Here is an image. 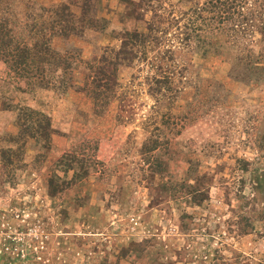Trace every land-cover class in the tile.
Segmentation results:
<instances>
[{
    "label": "rangeland",
    "instance_id": "rangeland-1",
    "mask_svg": "<svg viewBox=\"0 0 264 264\" xmlns=\"http://www.w3.org/2000/svg\"><path fill=\"white\" fill-rule=\"evenodd\" d=\"M0 264H264V0H0Z\"/></svg>",
    "mask_w": 264,
    "mask_h": 264
},
{
    "label": "trees",
    "instance_id": "trees-1",
    "mask_svg": "<svg viewBox=\"0 0 264 264\" xmlns=\"http://www.w3.org/2000/svg\"><path fill=\"white\" fill-rule=\"evenodd\" d=\"M124 46H125V44L123 43V44H122V48H124ZM26 50H27V48L25 49L24 53L26 52ZM125 59H126V58H122V60H125ZM47 125H48V127L50 126L49 123H48Z\"/></svg>",
    "mask_w": 264,
    "mask_h": 264
}]
</instances>
